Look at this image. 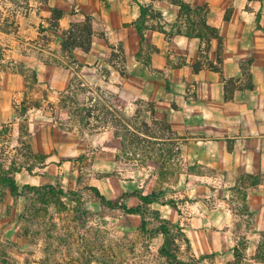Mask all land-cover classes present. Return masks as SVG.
Masks as SVG:
<instances>
[{"label":"crops","instance_id":"0c3cea01","mask_svg":"<svg viewBox=\"0 0 264 264\" xmlns=\"http://www.w3.org/2000/svg\"><path fill=\"white\" fill-rule=\"evenodd\" d=\"M182 1L207 8V22L219 39L171 34L179 13L172 0H28L16 32L45 36L48 51L29 49L22 57L16 32L0 31V45L6 46L0 60V123L11 119L12 106L27 95L25 78L11 68L12 62L23 64L37 87L30 94L40 100L28 108L35 113L29 121L41 123L45 107L51 114L58 109L61 119L87 118L92 130L81 131L79 122L74 128L93 137L92 157L104 161L95 163L89 187L107 201L140 206L144 212L132 202L150 196L156 180L148 192L137 187L133 194L132 184L113 177L123 139L116 134L111 112L132 119L146 106L150 120L167 128L161 131L167 136L159 133L151 139L168 144L164 153L179 161L178 174L184 176L177 192L165 193L171 204L156 199L149 206L169 229L179 227L185 260L231 264L241 255L249 264H264L257 258L264 236V0ZM141 7L160 14L159 20L147 22L143 40L134 25ZM55 11L61 17L53 18ZM73 16L89 17L94 28L89 50L75 49L71 55L54 36L48 39L47 32L55 28L67 33ZM113 51L120 56L112 58ZM228 80L235 86L227 88ZM190 83L195 91L188 88ZM69 99L71 103L65 102ZM48 155L51 165L22 186L56 185L68 174L73 183L78 179L79 171L61 166L60 152ZM239 207L245 208L242 213ZM120 210L126 222L137 217L141 229L140 215ZM158 233L162 248L165 236ZM240 234H245L244 250H239Z\"/></svg>","mask_w":264,"mask_h":264},{"label":"rangeland","instance_id":"374dc122","mask_svg":"<svg viewBox=\"0 0 264 264\" xmlns=\"http://www.w3.org/2000/svg\"><path fill=\"white\" fill-rule=\"evenodd\" d=\"M27 1L0 0L1 32L14 34L17 31L15 23L20 19L19 17L23 16ZM172 1L178 5L181 0ZM143 15H145L146 26L150 20H159L148 11H143ZM193 19L180 16L178 13L176 29L171 30V34H177V31L185 33L190 20ZM85 24L82 22L80 26ZM47 34L48 39L54 36L61 46L69 36L68 33H58L55 28ZM15 35L22 43L21 47L20 45L18 47L22 57L29 52V49L30 51L39 49L48 51L45 47L47 45L45 36H35L24 32L21 34L16 32ZM78 36L82 37L80 34ZM31 37L36 39L30 40ZM27 38L29 41L26 40ZM68 53L72 55V52ZM112 53V58L120 56L117 51ZM5 55L6 46L0 45V60H4ZM45 55L49 56L46 52ZM201 56L203 57L204 54ZM143 61L147 63L146 55ZM201 61L205 62L204 59ZM11 68L25 78L27 95L23 103L15 102L12 106L11 119L0 123V164L3 169L12 175L20 190L25 180L38 176L43 169L51 165L52 159L48 154L60 152L62 155L60 164L64 170L70 172L73 167L74 172L79 171V175L74 183L70 178L71 175L68 174L63 176L62 182L52 185L55 189H62L69 193L60 199L47 196L39 200L36 197H30L31 199L27 201L21 196H11L8 189L0 186V264H193L194 261L185 260L181 252L182 238L178 226L168 228L165 253L162 252L159 247L161 235L150 233L158 224L150 214V210H153L151 206L132 202L133 206L138 203L146 207L144 213L147 227L146 231H141L137 217H130L126 222L120 209L102 205L99 198L89 190V185L94 176L95 163L103 164L104 161L94 160L92 157L93 137H89L88 134L80 135L78 129L74 128V124L79 122L85 126L84 129L80 126L81 131L92 130L86 125L87 118L79 120V117H76L70 121V118L63 116L61 119L58 109L51 114V111L45 107L41 123L30 122V118H33L35 113H28V108L40 103V100L33 98L30 94L37 88L34 86L33 73L23 64L15 62L11 63ZM0 69L3 68L0 67ZM234 86L233 80L227 81V88ZM188 88L195 91L196 85L190 83ZM65 102L71 103V100H65ZM84 108L91 109V106L86 105ZM144 109H146L145 112L135 116L137 120H140L136 126L133 124L131 128L126 126L118 134L122 137L123 143L116 159L117 166L113 177L132 184L135 188L133 194H137V190H140L137 187L148 192L149 184L155 178V191L150 196L162 201L159 203L171 204L172 202H167L171 199L165 193L168 190L177 192L178 188L175 189V187H178L180 180L184 178L183 175L178 174L181 165L177 159L173 160L169 154L164 153L168 148L167 143L157 144L151 139L159 133L162 135V130L166 133L167 128L163 125L158 126L150 120L148 108L145 106ZM86 115L83 113V116ZM131 134H136L137 142L132 140ZM196 166L197 164L193 163V170ZM73 176L76 178V174ZM195 177L207 176L192 175L191 179ZM239 208L241 213L245 209ZM244 237L245 234H240L239 250L245 248ZM259 251L261 253L257 258L264 262V255H262L264 236L259 245ZM229 263L249 264L246 257L241 255L235 262Z\"/></svg>","mask_w":264,"mask_h":264},{"label":"trees","instance_id":"16d2710c","mask_svg":"<svg viewBox=\"0 0 264 264\" xmlns=\"http://www.w3.org/2000/svg\"><path fill=\"white\" fill-rule=\"evenodd\" d=\"M179 5V15L185 16V17H192L193 20H190L189 25L186 28L185 33L183 35L187 37H194L198 38L199 40H205L209 41L211 39H219L218 37V31L215 27L210 25L207 22L206 15H207V8L205 6H196L191 7L190 5L184 3L182 0L178 3ZM143 11L150 12L154 17L160 19V14L157 12H154L150 7L147 8H141L140 16L134 23L135 28L138 32V34L141 36V39L143 40V34L148 29L145 25V15H143ZM62 13L59 11H55L53 13V16L55 18L61 17ZM82 22H85L86 24L84 26H80ZM93 28L94 25L92 23V20L87 17L83 16L82 18H74V16L71 18V27L69 29L68 38L66 42L62 45V48L64 51L72 52L75 49H79L83 52H87L91 45V36L93 34ZM81 35L80 38L78 35ZM177 34H182L180 31H177ZM117 113L114 109H112L111 112V118L112 123L114 124L116 134L118 135L121 133V130L125 129L126 126L131 128V126H136V117L129 119L126 117H122V119L118 118V116L115 114ZM129 122V123H127ZM132 123V124H130ZM134 130V129H132ZM135 132H138V130H134ZM133 135V141L137 142L136 134ZM122 138V137H121ZM0 186L8 189L9 194L13 197H23L25 200H29L32 197H36L39 200L45 199L47 196L53 197L56 199H60L65 197L67 194V191L55 189L52 185H42V186H30V185H24L20 190L15 184L14 178L12 175L7 171L4 170L2 165L0 164ZM89 190L94 193V195L99 198L102 205L107 208H116L122 209L123 212L126 214H138L141 216V231H146L147 222L146 218L144 216V212L142 211V208L139 207H133V208H127L125 205H118L117 203L110 202L104 199L103 196L99 194V192L94 187H89ZM152 195V194H151ZM31 197V198H30ZM141 203H144L145 206L151 205L154 203L153 201H156V199L152 198V196H145L141 197ZM146 208V207H144ZM147 211V210H146ZM150 214L154 217V219L158 222L156 228L152 230L150 233L154 234L157 232H161L165 236L164 244L161 248L162 252L165 253V246L167 237L169 235L168 232V226L165 222L161 221L159 218V214L155 210H150ZM186 264V263H185Z\"/></svg>","mask_w":264,"mask_h":264}]
</instances>
